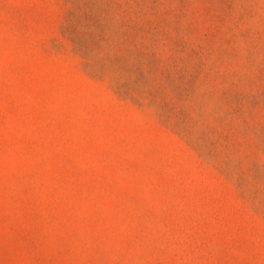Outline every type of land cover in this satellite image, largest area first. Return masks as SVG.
Wrapping results in <instances>:
<instances>
[{"label":"rangeland","instance_id":"obj_1","mask_svg":"<svg viewBox=\"0 0 264 264\" xmlns=\"http://www.w3.org/2000/svg\"><path fill=\"white\" fill-rule=\"evenodd\" d=\"M0 264H264V0H0Z\"/></svg>","mask_w":264,"mask_h":264}]
</instances>
